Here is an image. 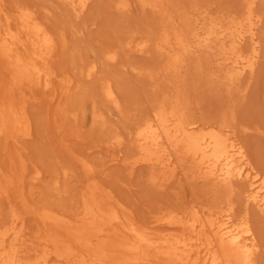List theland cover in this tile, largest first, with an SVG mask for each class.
<instances>
[{"label":"rangeland","instance_id":"1","mask_svg":"<svg viewBox=\"0 0 264 264\" xmlns=\"http://www.w3.org/2000/svg\"><path fill=\"white\" fill-rule=\"evenodd\" d=\"M244 1L168 0L161 5L165 9L153 11L141 0H90L82 13L75 14L64 0H0V21L9 22V33L19 32L17 15L25 12L56 43V52L46 63L30 51L23 58L16 50L0 48L7 68L0 67V79L9 86L12 74L30 86L14 89L11 95L17 104L25 102L28 137L12 133L8 112L0 107V187L8 196L0 198V220L15 209L26 238L39 244L40 253L50 261L59 247L85 264H172L164 262L169 254L163 246L150 249L148 242L173 238L178 228L157 225L154 216L184 219L196 212L204 213V218H224L229 209L230 220L249 230L254 246L248 264H264V214L251 206L245 209V184L213 188L193 180L181 165L174 178L162 185L148 166L139 164L130 172L123 164L135 156L134 130L158 107L176 104L187 121L229 126L251 166L264 176V0L253 6L262 20L261 31L257 29L260 55L253 73L237 83L240 92L234 89L237 85L229 88L223 81L216 50L200 47L177 70L167 66L157 49L164 29L182 28L190 34L192 20L201 16L207 18L201 24L207 31L214 26L209 19L242 17ZM141 41L146 49L138 53L131 46ZM92 66L94 73L87 76ZM67 80L69 89L51 103L49 98L59 95ZM107 83L112 85L116 106L104 95ZM112 157L116 161H110ZM85 191H93L118 221L117 229L128 240L125 247L111 246L91 228L86 235L76 232L74 219ZM198 249L200 258L204 245ZM109 256L114 258L110 262Z\"/></svg>","mask_w":264,"mask_h":264},{"label":"bare ground","instance_id":"2","mask_svg":"<svg viewBox=\"0 0 264 264\" xmlns=\"http://www.w3.org/2000/svg\"><path fill=\"white\" fill-rule=\"evenodd\" d=\"M64 1L75 14H80L87 8L90 0ZM141 1L144 6L150 5L154 11L160 10V7L163 8L164 5H161L168 0ZM245 1L247 2V4L244 3L246 10L242 17H230L231 19L223 22L216 20L217 18L209 19V22L214 21V26L207 31H203L201 25L207 21V18L201 16L192 20L193 28L191 31L189 30L190 34L185 33L187 30L184 31L182 28L172 29L171 32L164 29L165 32L163 30V35L157 43V49L163 54V57H166L164 60L168 61L167 66L179 70L183 67L186 56L196 54L200 47L212 48L216 50L215 53L212 52L216 54V61L221 66L223 81L228 84L227 87L235 86L241 80L244 81L243 78L246 75H251L255 70L260 55L261 46L258 38L260 32L257 34V29L261 31L258 25L262 21L261 15L254 12L253 6L256 0ZM16 21H18L19 32L15 34L9 33L7 20L4 23L0 21V48L11 50L12 53L16 50L15 53H21L23 58L26 56L25 52L30 51V55L45 63L48 62L56 52V43L51 33L29 13H19ZM245 43L247 48L243 47ZM131 47L136 52L143 53L146 49V42H137ZM109 58L113 59V56L110 55ZM1 59L0 56V67L5 69L6 65ZM12 64L14 63L12 62ZM93 73L94 67L92 66L87 76H91ZM10 80V85L7 86L5 83L8 81L4 83L0 79V99L2 100L0 107L8 112L12 133L28 137L30 120L25 102L23 100L17 104L18 102L16 103L11 95H13V91H16L14 89H29L30 86L20 79L12 78V74ZM70 82L67 80L66 86L60 90L59 95H52L49 101L53 103L58 100L62 93H65L66 88L69 89ZM246 83L248 81L243 82L245 85ZM236 87L239 85L234 89ZM103 92L108 101L116 106L117 101L112 85L107 83ZM33 97L36 100L39 99L35 94ZM175 105L164 104L158 107L139 126L137 125L133 136L135 156L123 160L125 168L132 172L137 165L144 164L162 185H166L174 178L177 166L181 165L184 166L182 170L187 167L193 180L206 182L213 188H227L234 185L235 182L243 183L246 185L245 209L251 206L264 214V176L257 173L251 166L242 144L236 139L234 133H231L233 131L228 129L229 126L217 127L218 125H212L213 123L204 126L194 120L187 121L180 112L182 109L179 110L180 107ZM116 142L120 143L119 140ZM110 161H116V157H112ZM20 164L24 166L23 161ZM9 178L12 180L11 176ZM2 194L5 199H8L5 191L0 187V198H2ZM96 196L93 191H85L82 195V209L76 214L74 229L76 232L86 235L91 228L93 232L109 240L111 246L125 247L128 240L117 229L118 221L104 210ZM227 210L229 213L230 210ZM228 213L224 218H211L210 216L204 218L202 217L205 216L204 213L201 214L202 216H198L196 212L184 219L156 215L152 221L157 225L174 226L173 228H178V230H175L173 238L168 236L161 240L153 239L148 242V246L150 249L163 246L169 254L168 258L164 259L165 263L205 264L209 261L210 264H215L216 261H220L223 264H248L254 246L249 238V230L241 222L231 221ZM21 219L15 209L10 208L8 215L0 220V264H85L76 256L65 255L59 251V247V250L54 251V258L51 261L48 260L46 255L40 253V245L34 244L26 238ZM196 241L199 244L194 246ZM60 242V238H57L56 243ZM201 244L204 245L205 252L199 258L198 246ZM62 249L64 250V248ZM65 249L67 250V248ZM113 259L109 256V262Z\"/></svg>","mask_w":264,"mask_h":264}]
</instances>
